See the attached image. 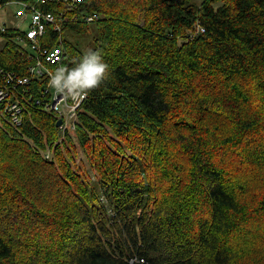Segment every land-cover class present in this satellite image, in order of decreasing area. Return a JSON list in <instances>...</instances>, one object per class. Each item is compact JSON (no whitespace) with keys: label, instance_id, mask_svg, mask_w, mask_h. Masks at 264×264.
<instances>
[{"label":"trees","instance_id":"1","mask_svg":"<svg viewBox=\"0 0 264 264\" xmlns=\"http://www.w3.org/2000/svg\"><path fill=\"white\" fill-rule=\"evenodd\" d=\"M73 1L42 8L95 23L109 74L74 129L41 79L9 88L19 124L0 102V264H264V0ZM21 34L0 83L29 74Z\"/></svg>","mask_w":264,"mask_h":264},{"label":"built area","instance_id":"2","mask_svg":"<svg viewBox=\"0 0 264 264\" xmlns=\"http://www.w3.org/2000/svg\"><path fill=\"white\" fill-rule=\"evenodd\" d=\"M60 0H16L22 8L18 11V18H29V26L25 31L21 30L24 25V20L18 23L17 29L21 30L23 34L17 36L18 41L22 45L25 52L30 53L32 63L28 67V75L18 77L17 80L11 76H5L7 82L0 83V102H5V110L10 119L15 123H20L22 120V107L18 102H12L10 94V86L16 88L24 86L34 78L41 79L43 85L39 87L41 97L36 99V103L42 106L46 111L54 112L61 118V127L63 130L75 128L78 111L83 105L87 96L81 97L75 101L71 98L57 95L55 90L49 87V72H54L55 69L64 65V36L63 23L69 21L66 13H54L52 10L42 8L46 3ZM79 0H74L73 5ZM69 5V10L74 6ZM98 18L97 14L89 15L86 21L92 22ZM7 27L2 26V30ZM202 32L204 28L200 27ZM51 33L48 35V33ZM48 35V36H47ZM135 260V259H134ZM132 259V262H134Z\"/></svg>","mask_w":264,"mask_h":264},{"label":"clouds","instance_id":"3","mask_svg":"<svg viewBox=\"0 0 264 264\" xmlns=\"http://www.w3.org/2000/svg\"><path fill=\"white\" fill-rule=\"evenodd\" d=\"M109 70L103 54L92 50L74 61L71 66L61 65L54 72H49V87L57 95L75 101L99 88L106 80Z\"/></svg>","mask_w":264,"mask_h":264},{"label":"rangeland","instance_id":"4","mask_svg":"<svg viewBox=\"0 0 264 264\" xmlns=\"http://www.w3.org/2000/svg\"><path fill=\"white\" fill-rule=\"evenodd\" d=\"M22 8L16 1L7 3L0 7V29L3 27L16 28L21 20H24V25L21 30L25 31L29 26V18H18L17 13ZM97 35L95 23H90L86 27H77L74 29H66L63 31L64 39L71 42L82 53L86 54L95 46V36ZM6 42V38L0 35V44ZM72 128H69V130Z\"/></svg>","mask_w":264,"mask_h":264},{"label":"water","instance_id":"5","mask_svg":"<svg viewBox=\"0 0 264 264\" xmlns=\"http://www.w3.org/2000/svg\"><path fill=\"white\" fill-rule=\"evenodd\" d=\"M61 124H62V120H61V118L58 120V122H57V126L59 127V126H61Z\"/></svg>","mask_w":264,"mask_h":264}]
</instances>
